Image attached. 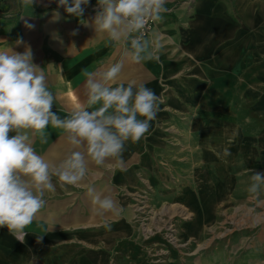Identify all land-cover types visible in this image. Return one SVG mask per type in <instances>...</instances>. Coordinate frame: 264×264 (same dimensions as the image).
Masks as SVG:
<instances>
[{"label":"crops","instance_id":"0c3cea01","mask_svg":"<svg viewBox=\"0 0 264 264\" xmlns=\"http://www.w3.org/2000/svg\"><path fill=\"white\" fill-rule=\"evenodd\" d=\"M218 2L226 5L227 0H167L165 7L170 11L147 37L149 50L158 59L134 63L125 55L124 44L95 32L92 20L97 0H89L80 18L67 14L63 7L57 9L58 0H34L33 6L22 0H0V47L19 53L31 49L33 63L43 68L55 94L52 111L58 115L87 106L84 70L102 72L117 62L122 64L117 83H143L159 97V110L149 131L139 142H126L119 167L112 160L104 166L89 161L85 181L63 187L57 184L55 192L46 193V206L25 229L23 242L7 228H0V264H108L114 245L124 258L136 260L138 253L122 241H126L131 211L123 191L139 189L142 180L159 189L170 186L171 176L178 173L176 164L184 170L192 158L210 170V178L202 173L188 176L185 182L183 176L181 185L169 195L184 196L192 211L196 210L187 198L196 200L198 231L220 210L219 198L228 195L225 187L217 186L218 181L230 175L242 194H249L252 172L242 177L234 174L245 164H264V0H230L236 6L225 8ZM54 10L60 12L58 21L53 20ZM26 20L34 28H27ZM18 39L23 43L17 45ZM174 130L180 134L178 145L170 144L169 132ZM209 131L215 135L204 139L222 142L198 143L199 134ZM45 135L47 142L41 143L39 134L31 133L33 148L45 159L59 162L71 149L66 136L51 126ZM179 146L175 163L174 148ZM159 148L173 152V159L168 160L174 165L171 173L156 160ZM225 149L230 155H224ZM208 179L216 185L201 184ZM88 185L110 195L123 211L96 215L86 194ZM115 222L118 231L79 235L80 229L104 228ZM259 235L264 236V230Z\"/></svg>","mask_w":264,"mask_h":264},{"label":"clouds","instance_id":"9594fccd","mask_svg":"<svg viewBox=\"0 0 264 264\" xmlns=\"http://www.w3.org/2000/svg\"><path fill=\"white\" fill-rule=\"evenodd\" d=\"M22 3L33 6L34 0ZM166 3L97 0L92 26L111 42L124 44L125 55L132 62L158 59L149 50L145 30L149 22L163 20V14L170 11ZM88 4L89 0H58L57 9L63 7L67 14L80 18ZM52 16L58 21L60 12L54 10ZM25 26L34 28L27 20ZM22 43L16 41L17 45ZM121 70L119 62L102 72L84 70L87 106L62 117L52 111L55 94L48 87L43 68L33 63L31 49L26 47L19 53L0 47V228H7L17 240L24 241L25 229L45 208L46 193L55 192L57 184L63 187L85 181L89 161L104 166L112 160L119 167L126 142H139L149 131L159 110V97L143 83H117ZM49 126L61 130L71 146L56 163L38 155L32 146L31 133H38L41 143H46ZM224 155L230 152L225 149ZM250 181L248 193L258 207L264 206V173L252 172ZM86 194L96 215L123 211L110 195L92 185Z\"/></svg>","mask_w":264,"mask_h":264},{"label":"rangeland","instance_id":"374dc122","mask_svg":"<svg viewBox=\"0 0 264 264\" xmlns=\"http://www.w3.org/2000/svg\"><path fill=\"white\" fill-rule=\"evenodd\" d=\"M227 2L226 5L225 2L224 4L218 2V5L224 8L236 6L231 4L230 0H227ZM227 12H230V8H227ZM238 118L241 119L239 116ZM246 119L247 116L243 118V120ZM210 134L215 135L214 132L210 131L199 134L202 139L197 140V142H200L202 146L222 142L217 138L212 141L206 140L207 138L204 139V137H209ZM179 135L177 130L169 132L170 144L174 141V145H178L176 141H178ZM179 149H181L180 146L174 148L176 152L174 156L175 163L178 161L177 151ZM170 152H172L171 149L169 151V149L159 148V154L156 158V160H159L161 169H167L169 173L172 172L171 169L174 166L168 162V160L173 159L170 156L173 152ZM181 157L180 154L179 158ZM177 167L176 164L178 173H173L174 175L171 176L172 185L170 186L165 185L163 189H159L153 183L150 184L149 181L142 180L139 189L123 191L126 194L127 208L131 211H128L127 215L126 241L124 239L122 241L126 242L128 247H131L130 250L138 253V258L133 261L124 258V255L118 252L120 247L114 245L108 264H251V262L261 264L264 261V236L261 237L259 234L264 230V206L258 207L250 194H242L243 190H241L240 185L236 184V180L232 182L229 175L227 179L217 183L218 187H225L228 191V195L219 198L222 203L220 210L216 216L215 213H213L214 216L211 214L213 217L205 222V229L201 226L200 231H198L201 222L196 200L191 197L187 198V202L196 210L192 211L187 206L184 196H172L169 195V192L174 190L173 188H176V186L181 185L183 176H185V182H187L188 176L195 178L205 173L202 176L210 178L209 173L211 172L207 167L198 165L193 158L190 161V166L184 167V170H178ZM248 170L264 173V164H253L251 167L245 164L244 167L236 170L234 175L245 176L248 174ZM142 178L145 177L142 176ZM206 181H208V186L214 187L216 185L209 179L204 180L201 184L204 185L203 183ZM195 182L193 185H195ZM169 207L185 208L188 214L186 216L179 214L172 218L164 212L161 213L163 209ZM208 217L209 214L206 218ZM192 221L194 224L190 225ZM117 224L115 222L109 227L80 229L79 235L82 237V235H86L85 233L91 232L95 235L102 234L103 231L115 232L119 229ZM190 226L195 231L191 230ZM159 234L162 235L161 240L158 238Z\"/></svg>","mask_w":264,"mask_h":264},{"label":"bare ground","instance_id":"6f19581e","mask_svg":"<svg viewBox=\"0 0 264 264\" xmlns=\"http://www.w3.org/2000/svg\"><path fill=\"white\" fill-rule=\"evenodd\" d=\"M166 207V206H165ZM162 212H164V214L166 213V215H168V216H170V217H174V216H176V215H179V214H182L183 216L185 215H187L188 213H187V211L185 210V208H179V209H176V208H174V207H169V208H165V209H163L162 211H161V213ZM155 214H157V213H155ZM161 237H162V235L161 234H159L158 235V238H159V240H161Z\"/></svg>","mask_w":264,"mask_h":264},{"label":"built area","instance_id":"2783aa9c","mask_svg":"<svg viewBox=\"0 0 264 264\" xmlns=\"http://www.w3.org/2000/svg\"><path fill=\"white\" fill-rule=\"evenodd\" d=\"M155 25H156V23L149 22V24L147 25L146 30H145L146 38L150 36Z\"/></svg>","mask_w":264,"mask_h":264}]
</instances>
